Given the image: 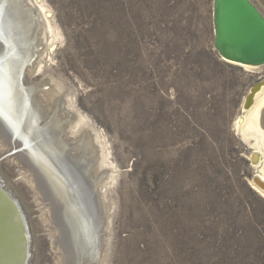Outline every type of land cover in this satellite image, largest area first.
I'll list each match as a JSON object with an SVG mask.
<instances>
[{
    "label": "rangeland",
    "instance_id": "374dc122",
    "mask_svg": "<svg viewBox=\"0 0 264 264\" xmlns=\"http://www.w3.org/2000/svg\"><path fill=\"white\" fill-rule=\"evenodd\" d=\"M38 1L51 41L33 13L23 26L0 12V83L15 97L0 113V172L27 210L31 264H264V198L251 187L261 170L234 122L264 65L222 61L214 0ZM41 52L49 78L29 85L20 66ZM67 97L100 136L101 172V151L50 129L76 124Z\"/></svg>",
    "mask_w": 264,
    "mask_h": 264
},
{
    "label": "bare ground",
    "instance_id": "6f19581e",
    "mask_svg": "<svg viewBox=\"0 0 264 264\" xmlns=\"http://www.w3.org/2000/svg\"><path fill=\"white\" fill-rule=\"evenodd\" d=\"M253 1L256 5L258 6V8L261 10V12L264 14V3L261 1V0H251ZM26 3V4H24ZM45 5L43 2H39L38 0H1L0 2V12L2 11H5L6 12V17L10 16L12 13L16 12L18 13V15H20V17L22 18L23 20V26L24 24H27V25H30L28 24L30 19H32V17L30 16L29 13H33V15L35 16H38L40 21L39 22H43L44 26H45V31L42 32V33H45L43 34V36H45V38H52V37H55L54 35H57V33L55 32V29L52 25L51 20L49 19L50 18V12L48 10L45 9ZM32 15V14H31ZM2 16V15H1ZM5 17V16H4ZM16 17V16H15ZM18 19V18H17ZM35 17H33L32 20H34ZM14 20H16L14 18ZM21 20V19H20ZM5 21V20H4ZM19 21V20H18ZM16 22V21H15ZM4 23V22H3ZM13 23V22H12ZM32 23V22H31ZM36 23V22H35ZM2 24V23H1ZM1 24H0V29L2 30H5L3 29V27H1ZM38 24V22L36 23ZM35 26H38L36 25ZM10 25V24H9ZM8 25V26H9ZM7 26V25H6ZM26 28V26H25ZM23 29V28H22ZM21 29V30H22ZM27 29V28H26ZM37 29V27H36ZM8 30V29H7ZM17 30V29H16ZM32 31V30H31ZM35 32V31H34ZM41 33V32H40ZM9 34V33H8ZM29 34V33H28ZM35 34V33H33ZM11 35V34H10ZM17 36V35H16ZM21 36V35H20ZM23 36V35H22ZM6 38V37H5ZM11 38V37H10ZM9 38V39H10ZM31 38V37H30ZM21 39V38H20ZM23 39V38H22ZM6 40V39H5ZM27 40H28V37H27ZM19 41V40H18ZM51 41V39H50ZM49 41V42H50ZM11 42V47L13 48V50L16 49V46H14V41H10ZM32 41H30L31 43ZM39 42V40H38ZM53 43V42H51ZM40 44V43H39ZM38 44V45H39ZM42 44V43H41ZM40 44V45H41ZM48 44V43H47ZM32 45V44H31ZM10 46V45H9ZM8 46V47H9ZM53 46V45H51ZM36 47V46H34ZM47 48V47H46ZM50 48V47H48ZM34 48H32L33 50ZM38 51V50H36ZM50 51V50H49ZM43 52V51H42ZM41 53H38V57H37V60L34 61V63L28 65L26 68L21 65L20 66V72L22 73V71L24 70V72L22 73V75L24 76V78L26 79V82L30 85V84H33L36 82L37 84V81L34 80V77L37 76L39 73H41V71H43L41 73V76H40V79L39 80H44V79H48V73L46 72L49 68V61H52L51 60V52L50 53H45V54H42ZM37 53V52H35ZM44 53V52H43ZM14 55V53H13ZM16 55V54H15ZM37 55V54H36ZM29 58V57H28ZM222 61H224L225 63L227 64H230V65H234V66H237V67H242V68H245V69H256V68H259L260 66H252V65H246V64H242V63H238V62H234V61H230V60H227L223 57H221ZM28 61V60H27ZM30 61V60H29ZM23 63V62H22ZM45 68L46 71L43 69ZM26 69V70H25ZM19 70V69H18ZM2 72V70H1ZM19 72V73H20ZM20 73V74H21ZM6 74V73H5ZM51 76V75H50ZM4 77V76H3ZM54 79V78H53ZM52 80V79H51ZM23 82V81H22ZM21 82V83H22ZM40 82V81H38ZM42 82V81H41ZM47 82V81H46ZM24 83V82H23ZM50 83V82H49ZM59 83V82H58ZM38 84H41V83H38ZM55 83L53 81V83L51 82L49 85L53 86ZM260 87L256 90V92L252 95V103L250 105H247V98H248V95L252 94V91L254 89V87L256 86H253L251 91L248 93V95H246L247 97L245 98L244 100V104H243V114L238 117L234 122H235V128L237 130V132L239 133V135H241V137L245 140V141H249V140H252V148H254L255 150L253 151V153L251 154V157H252V162H254V165H256V168H260L261 172L260 174L257 176V178L254 180V182L252 183V186L253 189L258 192L263 198H264V81L262 82H259ZM21 85V84H20ZM35 85V84H34ZM33 85V86H34ZM47 85V83L45 84ZM258 85V84H257ZM32 86V85H31ZM38 86V85H37ZM40 86V85H39ZM56 86V85H55ZM43 88V84L41 86ZM50 87V86H49ZM59 87V86H58ZM57 87V88H58ZM26 88V87H25ZM29 88V87H27ZM32 88V87H31ZM37 88V87H36ZM40 88V87H39ZM56 88V87H55ZM33 89V88H32ZM41 89V88H40ZM22 91V90H21ZM29 91V89H28ZM35 91V90H33ZM38 91V89H37ZM36 91V92H37ZM46 90H44L43 92L45 93ZM54 91H57L56 89ZM40 92V91H39ZM42 92V91H41ZM51 95V91H49ZM28 93V92H26ZM48 93V92H47ZM58 93V92H57ZM29 94V93H28ZM27 94V95H28ZM36 94V93H35ZM35 94H31L32 96H36ZM43 95V94H42ZM48 95V94H47ZM57 95V94H56ZM55 95V96H56ZM41 96V95H40ZM62 96V95H61ZM29 97V95H28ZM33 97V98H34ZM54 97V96H53ZM15 98V97H13ZM13 98H3V101H2V104H0V113L4 112V111H10V108H9V101L11 103V100H13ZM24 98V97H23ZM26 98V96H25ZM36 98V97H35ZM38 98V97H37ZM42 98L44 101L47 100V97L45 96H42L40 97ZM39 98V99H40ZM55 98V97H54ZM53 98V99H54ZM28 99V98H27ZM38 99V101H39ZM52 99V98H51ZM59 99V95H58V98L57 100ZM60 99H63V98H60ZM32 100V99H31ZM37 100V99H36ZM37 101V102H38ZM43 101V103H44ZM61 101V100H60ZM59 101V102H60ZM64 102H61V103H64L66 104V106H64L63 108H66L64 110H67V114L68 113H73L72 115L74 116V119L76 120L77 119V122H75L76 124L74 125L73 122L72 124L70 125H66V127H60V125L57 126V124L61 123V122H58L56 124V119H55V123H53L52 121V124H50L52 130L54 129H57L58 130V136H60L61 139H63L64 141L63 142H69V144L71 145L73 142L76 143V141H82L84 142L85 146H89L92 147L91 148V152L93 153H96L99 151H101L99 155L100 156V164L99 166L97 167L98 169L96 170V172H101L103 170V168L108 164L107 162V158L106 156L104 155L105 152L102 148V146H100V136L93 130L91 129L92 131H90L89 129H86L85 127L86 124L84 123V118L83 116H80L78 114V110L76 109V104L74 102V99H72V97L70 98H64L63 100ZM13 102V101H12ZM28 102V101H27ZM51 102V101H50ZM34 103V102H32ZM52 103V102H51ZM57 103V102H56ZM21 104V103H20ZM25 104V103H23ZM40 104V103H39ZM48 104V103H47ZM9 105V106H8ZM12 105V104H11ZM14 105V104H13ZM50 105V103H49ZM61 105V104H59ZM63 105V104H62ZM17 106V105H16ZM27 106V105H26ZM57 106V104H56ZM38 107H42V106H39ZM58 107V106H57ZM62 107V106H61ZM17 108V107H16ZM22 108V107H21ZM26 108V107H25ZM36 108V107H35ZM34 108V109H35ZM47 108V107H46ZM44 108V109H46ZM52 108V107H51ZM54 108V107H53ZM62 108V110H63ZM40 109V108H39ZM43 109V108H42ZM48 109V108H47ZM59 109V108H58ZM57 109V111H58ZM55 110V109H54ZM22 111V110H21ZM35 111V110H34ZM43 111V110H42ZM45 111V110H44ZM60 111V109H59ZM48 113V111H46ZM56 112V111H55ZM9 113V112H6V114ZM18 113V112H17ZM54 112L51 110V114H53ZM80 113V111H79ZM43 114V113H42ZM41 114V115H42ZM60 114V113H59ZM70 114V115H71ZM2 115V114H1ZM0 115V117H1ZM4 115V114H3ZM2 115V116H3ZM10 115V114H9ZM46 115V114H45ZM50 115V114H49ZM66 115V114H65ZM34 116V115H33ZM61 116V115H60ZM63 116V115H62ZM29 117V115H28ZM47 117V116H45ZM72 117V116H71ZM3 118V117H2ZM31 118V117H30ZM29 118V119H30ZM44 118V117H43ZM55 118V117H54ZM57 118V117H56ZM66 118V117H65ZM68 118V117H67ZM7 119V118H6ZM5 119V120H6ZM12 119V118H11ZM39 119V118H38ZM53 119V118H52ZM51 119V120H52ZM73 119V118H72ZM28 120V118H27ZM32 120V119H31ZM40 120V119H39ZM38 120V121H39ZM42 120V118H41ZM45 120V118H44ZM29 121V120H28ZM34 121V120H33ZM49 121V120H48ZM69 121V120H67ZM87 121V120H86ZM85 121V122H86ZM7 122V121H6ZM9 122H11L9 120ZM8 122V123H9ZM37 122V121H36ZM50 122V121H49ZM71 123V122H70ZM87 123V122H86ZM89 123V122H88ZM33 124V123H32ZM36 124V123H34ZM68 124V123H67ZM9 125V124H8ZM48 125V124H47ZM72 125V126H71ZM41 126V125H39ZM38 126V128H39ZM45 126V125H44ZM49 126V125H48ZM65 126V125H64ZM4 127V125H3ZM29 127V125H28ZM42 129H43V126H41ZM46 127V126H45ZM54 127V128H52ZM36 128V129H38ZM63 128V129H62ZM91 128V127H89ZM7 129V128H6ZM30 129V128H29ZM22 131V130H21ZM27 131V130H26ZM38 131V130H37ZM36 131V132H37ZM46 131V130H45ZM44 131V132H45ZM23 132V131H22ZM64 133V135H62V133ZM47 133V132H46ZM45 133V134H46ZM39 135V133H37ZM3 135V134H2ZM31 135V134H30ZM41 135V134H40ZM5 136V135H4ZM2 136V137H4ZM32 136V135H31ZM1 138V137H0ZM32 138V137H31ZM21 139V138H20ZM24 139V138H23ZM60 139V140H61ZM4 140V139H2ZM10 140V139H9ZM40 140V139H39ZM15 141V140H14ZM66 143V144H67ZM74 143V144H75ZM78 144V143H77ZM1 145V144H0ZM3 145V144H2ZM27 145V144H26ZM76 145V144H75ZM28 148V146H27ZM41 148V146H40ZM29 149V148H28ZM78 149V148H77ZM76 149V150H77ZM90 149V148H89ZM4 150V149H3ZM31 150V149H30ZM28 150V151H30ZM35 150V149H34ZM46 150V149H45ZM87 150V148H86ZM27 153V152H26ZM31 153V152H30ZM11 155V154H10ZM28 155V154H27ZM53 155V154H52ZM95 155V154H94ZM98 155V156H99ZM15 156V155H13ZM33 156V155H32ZM36 156V155H35ZM93 156V155H92ZM97 156V155H95ZM97 156V157H98ZM8 157V156H7ZM19 157V156H18ZM30 157V156H28ZM41 157V156H40ZM24 158V157H23ZM38 158V156H37ZM69 158V157H68ZM13 159V158H12ZM17 159V157H16ZM34 160V159H33ZM32 160V161H33ZM39 160V159H38ZM98 160V158H97ZM13 161V160H12ZM22 161V160H21ZM29 161V160H28ZM34 162V161H33ZM27 164V161L25 162ZM36 163V162H35ZM41 162L39 161V164ZM45 163V162H44ZM96 163V161H95ZM19 164V162H18ZM30 164V163H29ZM22 165V164H21ZM43 165V164H42ZM85 165V164H84ZM28 166V165H27ZM33 166V165H32ZM37 166V165H35ZM40 166V165H39ZM48 166V164H47ZM19 167V166H18ZM34 167V166H33ZM94 167V166H93ZM42 168V167H41ZM30 170V168H28ZM31 169H33L31 167ZM35 169V168H34ZM40 169V167H39ZM50 170V169H49ZM48 170V171H49ZM100 170V171H99ZM108 170V169H107ZM35 171V170H34ZM48 171H44V172H48ZM50 172H53L50 170ZM104 172V171H103ZM108 172V171H107ZM24 173V172H23ZM29 173H32V172H29ZM49 173V172H48ZM116 173V172H115ZM22 172H20V174L18 175H21ZM25 174V173H24ZM44 174V173H43ZM50 174V173H49ZM27 175V173H26ZM47 175V174H46ZM55 175V174H53ZM111 175V174H110ZM43 176V175H42ZM48 176V175H47ZM51 176V175H50ZM98 176V175H97ZM112 176V175H111ZM21 177V176H20ZM27 177V176H25ZM49 177V176H48ZM110 177V176H109ZM47 178V177H46ZM24 179V178H23ZM26 179V178H25ZM41 179V178H40ZM51 179V178H50ZM61 179V178H60ZM65 179V178H64ZM104 179V178H103ZM18 180V179H17ZM46 180V179H45ZM57 180V179H55ZM112 180H115V177L114 175L112 176ZM32 181V180H31ZM109 181V180H108ZM116 181V180H115ZM59 182V181H58ZM57 184V183H56ZM55 184V185H56ZM41 185V184H40ZM59 185V184H58ZM94 186V185H93ZM0 187L2 188L0 189V264H21V261L26 258L25 256L27 255L26 254V249H25V244H23L24 240H23V233H22V222H21V217L22 219L24 220V224H25V231L27 232L28 234V237H29V259L27 261L26 264H31V258L33 255V251H32V240L30 239V230L31 229L30 227H28V224L31 223V222H27V219H26V216L28 215L27 213V210L25 211V207L23 206V203H21L22 205L20 206V199L18 198V194L16 193V190H14V187L12 185L11 182H9L7 180V178L5 177L4 174H2L0 172ZM36 187V186H35ZM56 187V186H55ZM54 187V188H55ZM53 188V189H54ZM5 189V190H4ZM11 190V191H10ZM59 190V189H58ZM95 190V189H94ZM93 190V191H94ZM101 190V189H100ZM6 192H9L10 195L12 197L13 200H15L17 203L14 202V204H12L13 202L11 200L8 199V195L6 194ZM58 192V191H56ZM92 192V191H91ZM96 193V190L94 191ZM52 193V192H51ZM99 193V192H98ZM101 193V192H100ZM21 195V194H19ZM62 196V194H60ZM99 195V194H98ZM60 198V197H58ZM64 198V197H63ZM66 198V197H65ZM50 200V199H49ZM70 200V199H69ZM20 201V202H19ZM64 202V201H63ZM64 204V203H63ZM18 205V207H17ZM20 210V215L18 213L17 210ZM52 209V208H51ZM54 209V208H53ZM66 211V210H64ZM91 212V211H90ZM27 214V215H26ZM26 215V216H25ZM20 216V217H19ZM25 216V217H24ZM22 220V221H23ZM105 220V218H104ZM90 221V220H89ZM108 221V220H107ZM62 222V221H61ZM79 224V223H78ZM77 225V224H76ZM80 225V224H79ZM31 226V225H30ZM79 227V226H78ZM88 227V226H87ZM73 229V228H72ZM106 232V231H105ZM70 234V233H69ZM102 236V235H101ZM104 237V236H103ZM97 238V237H96ZM83 239V238H82ZM88 241V240H87ZM75 245V244H74ZM77 249V248H76ZM73 259V258H72ZM100 259V258H99Z\"/></svg>",
    "mask_w": 264,
    "mask_h": 264
},
{
    "label": "water",
    "instance_id": "95a60500",
    "mask_svg": "<svg viewBox=\"0 0 264 264\" xmlns=\"http://www.w3.org/2000/svg\"><path fill=\"white\" fill-rule=\"evenodd\" d=\"M262 2L264 3V0ZM213 4V43L219 56L246 65H264V14L260 9L251 0H214ZM260 85H256L252 94L248 95L247 105L252 103V95ZM6 194L12 204L17 203L9 196V192ZM17 211L20 215V210ZM22 220L21 217L23 244L27 255L21 264H26L29 259V237Z\"/></svg>",
    "mask_w": 264,
    "mask_h": 264
},
{
    "label": "snow or ice",
    "instance_id": "6c2138e0",
    "mask_svg": "<svg viewBox=\"0 0 264 264\" xmlns=\"http://www.w3.org/2000/svg\"><path fill=\"white\" fill-rule=\"evenodd\" d=\"M3 101V90H2V83H0V104H2Z\"/></svg>",
    "mask_w": 264,
    "mask_h": 264
}]
</instances>
